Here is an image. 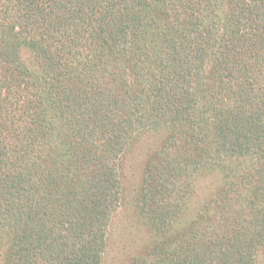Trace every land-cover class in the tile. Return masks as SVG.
<instances>
[{
	"label": "trees",
	"instance_id": "obj_1",
	"mask_svg": "<svg viewBox=\"0 0 264 264\" xmlns=\"http://www.w3.org/2000/svg\"><path fill=\"white\" fill-rule=\"evenodd\" d=\"M157 130L136 193L153 237L128 264H255L264 0H0L4 264H100L121 155Z\"/></svg>",
	"mask_w": 264,
	"mask_h": 264
},
{
	"label": "rangeland",
	"instance_id": "obj_2",
	"mask_svg": "<svg viewBox=\"0 0 264 264\" xmlns=\"http://www.w3.org/2000/svg\"><path fill=\"white\" fill-rule=\"evenodd\" d=\"M164 137L165 133L159 130L139 134L130 149L121 155L118 168L121 179L120 202L107 229L106 246L100 264H128L133 256L141 253L151 242L152 231L136 209V193L148 155L160 145ZM222 185L221 176L215 171L198 174L194 178L193 193L184 216L177 224L182 223L187 216L194 215ZM4 239L0 235V264H4ZM255 264H264V251L258 254Z\"/></svg>",
	"mask_w": 264,
	"mask_h": 264
}]
</instances>
